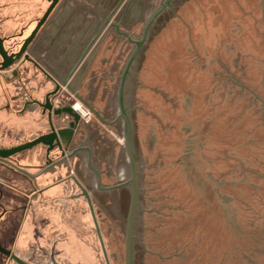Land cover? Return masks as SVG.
<instances>
[{"label": "water", "instance_id": "obj_1", "mask_svg": "<svg viewBox=\"0 0 264 264\" xmlns=\"http://www.w3.org/2000/svg\"><path fill=\"white\" fill-rule=\"evenodd\" d=\"M53 6L19 53L0 40V71L24 56L55 85L43 106L50 132L0 149L2 160L38 145L62 151L81 122L53 104L65 81L24 55ZM108 22L77 96L125 143L90 117L78 129L84 149L67 157L124 231L126 264H264V0H168L140 37Z\"/></svg>", "mask_w": 264, "mask_h": 264}, {"label": "rangeland", "instance_id": "obj_2", "mask_svg": "<svg viewBox=\"0 0 264 264\" xmlns=\"http://www.w3.org/2000/svg\"><path fill=\"white\" fill-rule=\"evenodd\" d=\"M83 1L88 3L87 0ZM90 1L94 3L90 2L93 4H90V6L94 7L105 16L110 15L109 10L112 9L115 4V0ZM167 1L168 0H124L122 6L118 7L109 18L137 37H140L147 23ZM41 3L42 0H0V35L8 37L11 34L17 33L29 22L30 27L27 29L28 34L36 20L41 17L46 7L44 3L40 5ZM36 4L40 5L38 6L39 10H35V8L32 7ZM31 7L32 10H30ZM73 7L76 13L75 19H77V29L71 32V30H65L64 28L62 33L63 37H60L58 40V49L59 51L65 49L67 51L63 56L64 66L70 67L78 62L81 66L73 82V85H76L75 89L71 91L66 85L62 86L60 96L55 98L54 103L57 104V106H61V103L63 104L62 106L70 105L71 107L80 105L84 109H87L91 114L90 117L102 126L117 142L124 145L125 138L119 132L106 125L104 121H102L101 118L77 96L114 25L108 21L106 22L95 13V16H93V12L81 4L74 5ZM12 20L14 22H12ZM93 20H95V22H93ZM65 22H67V20H65ZM75 34L77 36L74 37L75 40L72 42L69 37L75 36ZM76 41L79 45L75 43ZM39 53L40 46L37 40V43L34 44L30 51V55L39 62ZM16 67H20L22 70H26L27 67L28 70L32 69L31 65H23L21 61L15 64L12 69ZM9 71L10 70L5 71V74H8ZM2 74L4 73H0V75ZM39 74L43 77L42 73L39 72ZM0 77L2 79V76ZM47 82V91L50 92L54 89V85L49 81ZM14 83L15 84L6 87L7 94H16L15 91L17 90L20 91V94H23V90L28 88L26 84L24 85L23 80H18ZM22 85H24V88ZM0 93H2L1 84ZM4 96L3 92L0 98V112L8 111L6 108L3 109V106L8 103ZM21 99L25 100L27 97L21 96ZM32 109L34 110L33 116H37L38 119V125H35L33 128L41 129L43 133L46 132L48 127L45 117H41L38 110L36 111V109L31 106L30 110ZM24 115H29V113H25ZM88 120L84 121L88 122ZM54 122L56 126L61 125L60 121L54 120ZM66 122L67 120H63L62 124L66 125ZM80 124L78 125V129ZM24 128L22 124H19L15 129L10 130L6 125H0V147L10 148L30 141L32 137H25L23 134ZM29 128L30 127H27L26 129ZM42 150H44V148L38 146L31 151L15 155L14 159L20 163L22 169L28 171L30 174H35L38 173L39 170L31 164H43V157H41V155L43 156ZM36 156L41 158V161H35L34 158ZM63 165L62 170H56L57 166H54V168L52 167V172H46L48 178L50 177V181L65 173L75 175L67 155ZM71 171L73 173H71ZM12 173L11 170L2 165L0 166V190L4 191L2 200L5 202H13L10 207L5 203H2L0 207V239L3 247L13 251V253L26 264H106L88 204L76 186L65 185L62 187L61 185L56 188L60 190L63 189V191L66 189L70 190L69 196L64 192L59 197L48 195L43 198L34 197L31 199V211L33 216L36 213H40L45 219L43 224H41L40 227L38 225V229H35L32 241L25 239L24 213L28 211L26 207L29 205L28 202L30 200L29 198L20 196L19 190L17 191V189L19 188L21 191L23 189H28L30 188V184L22 175ZM50 181L47 183H55ZM12 184H14L16 192L9 190V185ZM33 184H35V188H41L42 185H46V182H38L37 180V182L35 181ZM81 184L91 197L110 264H126L124 231L87 187L82 182ZM11 187H13V185ZM15 217L17 223L14 224V228L9 229L7 227L9 218L13 219ZM0 264L18 263L0 253Z\"/></svg>", "mask_w": 264, "mask_h": 264}, {"label": "flooded vegetation", "instance_id": "obj_3", "mask_svg": "<svg viewBox=\"0 0 264 264\" xmlns=\"http://www.w3.org/2000/svg\"><path fill=\"white\" fill-rule=\"evenodd\" d=\"M80 1L81 0H42V3H44L46 5V7H45L41 17L36 20L34 26L32 27L31 31L28 34H27V29L30 27L29 26L30 25L29 22L27 24H25L17 33L11 34L8 37H4V36L0 35L1 45H2L3 49L5 50V52L7 53V55L17 54V53H19L21 51L22 47L25 44V41H27V39H29L31 37V35L36 30V28H37L38 24L40 23V21L42 20V18L45 16V14L48 12V10L54 4V6L51 9V12L49 13L46 21L37 30V33H36L33 41L28 45L27 51L24 53V55L25 54H29L30 58L37 62V60H35L30 55V51H31L32 47L34 46L35 43H37V40H38V44H39L40 48L43 45H45L47 43V41H49V39L46 40V38H43V39L39 40L40 34L45 32V31L47 33H52L53 30H55V31L59 30L60 32L63 33L64 28H65V30H68V29L71 30V32H73L74 29H77L76 28L77 19H75L76 13H75V11L73 9L74 8L73 6L77 5V4L79 5ZM87 1H88L87 4L89 6H90L91 3H93L90 0H87ZM123 1L124 0H115L114 1L116 5L114 4V7L109 10L110 11V13H109L110 15L108 14L109 16L105 17V21L106 22L109 20V17L111 15H113V13L116 11V9H118V7L122 6ZM42 3L40 5H42ZM93 4H91V5H93ZM40 5L36 4V5L32 6V7L35 8V10H39L38 6H40ZM32 7L30 8V10H32ZM94 11H95L94 7H92V12H93L92 15L93 16H95ZM69 13H71V14H69ZM65 20H67V22H65ZM12 22H14V21L12 20ZM93 22H95V20H93ZM19 40H22V41H19ZM75 43H78V42L76 41ZM78 45H79V43H78ZM58 47L59 46H58V42H57L56 48H58ZM2 61L3 60H2V58L0 56V67H1ZM20 61L23 63V65H26V64L33 65L32 63H30L27 60H25L24 56H22ZM37 63L39 64V66H41L39 62H37ZM15 69L18 72V77H13V75H12V73H13V71ZM35 69H37L39 72L43 73L37 67H35ZM0 73H5V72L0 71ZM0 76H2V79L0 77V84L2 86L3 92L6 93L7 92L6 91L7 90L6 87H8V85L15 84L14 82H16L18 80H21L22 72L20 70V67H16V68H13V69L11 68L8 74H2ZM7 80H9V81H7ZM47 81H49L48 77H47ZM56 82H58V81H56ZM22 87L24 88V85H22ZM39 89H40L39 91L45 90V92H43V94L41 92H39L41 94L37 93V97H35L33 95H27V99H25L26 101H24L25 103H23L24 99H21V96L18 93H16V94L14 93L13 95H10V96L5 94V98H6V101L8 103H7V105L3 106V109L6 108V109H8V111L10 110L11 112H13L16 115H24L25 113H27V111L28 112L30 111L29 108L32 106V107H34L36 109V111L38 110V113L40 114L41 117H45L48 130L46 132H44V133L42 131H39L38 134L34 138H32L30 141H32V140H34V139H36V138H38V137H40L42 135H45V134L50 132V128H49V125H48V119H47V113H44L43 106L47 105L46 97H47L48 93H50L51 91L50 92L46 91V86H44L43 88L40 87ZM24 90H26V89H24ZM53 90H55V85H54V89ZM34 94H36V93H34ZM53 104L55 105V107H59L54 102H53ZM62 105L63 104L61 103V107H62ZM67 121L68 122H66V123H70L71 120H67ZM77 129H78V126L75 128L74 137L71 140L70 144L67 147L63 146V150L62 151H60L59 148L56 147V145H55L54 149L50 153H47V147H45L43 145H38V146H42L44 148V150H42L43 156L41 155V157H43V164L42 163L31 164L32 166L38 168L39 171L36 174H39V173L42 172L43 174H41V175H44L47 171H51L50 169L52 167L54 168V166L60 165V164L62 166L64 164V160L66 159V155L69 158H71V157H74V155L78 154L80 152V150L84 149V148H78L77 145H76L77 139H78L79 134H80V131H78ZM30 141H26V142H24L22 144L28 143ZM22 144H20V145H22ZM17 146H19V145H17ZM17 146H13V147H17ZM38 146H36V147H38ZM13 147H10V148H13ZM36 147H34L33 149H35ZM10 148L0 147V149H10ZM33 149H30V150H27V151H31ZM24 152H26V151H24ZM87 152H88V150H87ZM16 155H18V154H16ZM14 156H12L10 158H7V159H4V160L0 159V166L2 165L5 168L11 170L13 172L12 174L17 173V174L22 175L23 177L26 178L27 182L30 184V188H28L26 190H22V191H18L17 190L19 192V194L24 196V197H26V198H30L32 194L41 192V189L40 188H35V184H33L36 181V178L32 179L30 174H28V171H26V170H24V169H22L20 167V163L17 162L16 159H14ZM36 157L34 158L35 161H37V162L39 160L41 161V158H39L38 156H36ZM27 166H30V165H27ZM49 167H50V169H49ZM71 173H73V172L71 171ZM65 179H66L65 183L69 181L70 183H72V185L74 187L76 186L80 190L81 194L83 195L81 189L78 187V185L75 182V180H76L79 184H81V182L78 181L77 176L67 174ZM122 185H128V184L125 183V184H122ZM122 185H120L118 187H123ZM11 186L12 185H9V190L16 192L15 187L14 186L11 187ZM81 186L83 187L82 184H81ZM41 193H39V195ZM87 193H88V191H87ZM88 195H89V193H88ZM3 197H4V191L0 190V207H1L2 203H5V204L8 205L7 202L2 200ZM83 197L85 198V200L87 202L86 197L84 195H83ZM90 199H91V197H90ZM91 203H92V200H91ZM28 204H30V201L28 202ZM87 204H88V202H87ZM92 206H93V204H92ZM88 207H89V205H88ZM89 212H90V215H91V218L93 220L94 227H95L94 218H93V215L91 213L90 207H89ZM93 212H94V208H93ZM94 216H95V219H96L95 212H94ZM96 221H97V219H96ZM97 224H98V222H97ZM95 230H96V227H95ZM2 245L3 244H1V239H0V247L3 250H5V251L10 252L11 254H14L13 251L3 247ZM0 253L3 254L4 256L10 258V256H8V255H6V254H4L2 252H0Z\"/></svg>", "mask_w": 264, "mask_h": 264}, {"label": "crops", "instance_id": "obj_4", "mask_svg": "<svg viewBox=\"0 0 264 264\" xmlns=\"http://www.w3.org/2000/svg\"><path fill=\"white\" fill-rule=\"evenodd\" d=\"M93 18V17H92ZM61 35H60V34ZM77 35L75 34V36H70V40L73 42V40H75L74 37H76ZM60 37H63L62 32L60 31H55L53 30L52 33H47L46 31L40 34L39 40L46 38V40L49 39V41H47V43L45 45H43L40 48V53H39V62L41 64V67L49 74L51 75L55 81H58L59 83L65 81L66 86L73 91L76 87V85H73L74 80L77 77V73L80 70V64L79 62L73 66H64V62H63V56L64 54L67 52L66 49L63 51H59L58 48H56L57 42L60 39ZM27 65V64H26ZM30 65V64H29ZM32 69L28 70V67L26 68V70H21L22 72V77L21 80H23L24 85L26 84V87H28L26 90H23V94H20V91H15L16 93H19L20 96H26L27 95H33L35 97H37V93L38 94H43V92H45V90H41L39 91L40 87H44L46 86V91L48 90V82H47V76L45 74L42 73L43 77L39 74V72L35 69V67L33 65ZM28 70V71H27ZM33 70V71H32ZM41 73V72H40ZM5 74V73H4ZM9 81V80H7ZM39 81V82H38ZM26 92V93H25ZM41 92V93H39ZM36 93V94H34ZM7 94L4 93V95ZM3 95V89H2V93H0V98ZM9 95V93L7 94ZM10 96V95H9ZM39 96V95H38ZM5 97V96H4ZM3 97V98H4ZM26 101V100H24ZM23 101V103H25ZM31 108V107H30ZM29 108V110H30ZM34 110H30L29 115H16L13 112L9 111H1L0 112V125H6L7 128H9L10 130H13L17 127V125H23L24 131L23 134L25 135V137L29 136L34 138L39 131H41V129H35L33 127H35V125H38L37 123V116H33L34 115ZM100 118V117H99ZM102 120V119H101ZM103 121V120H102ZM68 122V121H67ZM105 123V122H104ZM106 124V123H105ZM107 125V124H106ZM27 127H30L29 129H26ZM56 170H62L63 166L60 165H56ZM52 170V168L50 169ZM48 172V171H47ZM52 172V171H51ZM30 174V173H28ZM42 172L39 174H30L31 178L34 179L36 178V182L38 180V182H46V185H42L41 186V193L39 195V193H34L31 195V197L29 198L30 200V204L27 205L26 209H28V211H26L24 213V220H25V239H28L30 241H32V237H33V233L35 232V229H38V225L40 227L41 224H43L44 221V217L42 216V214L40 213H36L32 214L31 211V199L32 198H43L44 196H55V197H59L61 196V194H63L64 192L66 194H68V196L70 195V190L66 189L65 191L60 190V189H56L59 186L62 185L63 186H73L69 181L65 183L66 181V173L63 175L58 176L57 178L53 179L50 181V177L48 178V174L45 173L44 175ZM78 178V177H77ZM52 179V178H51ZM55 182V183H47V182ZM59 181V182H58ZM78 181L81 182V180L78 178ZM14 186V184H12ZM37 185V184H36ZM16 189V188H15ZM19 191H21L19 188L17 189ZM24 190V189H23ZM26 190V189H25ZM20 195V194H19ZM22 196V195H20ZM24 197V196H23ZM9 207L12 205V201H7ZM16 217L11 219L9 218V222L7 227L9 229H12L15 227L14 224H16Z\"/></svg>", "mask_w": 264, "mask_h": 264}, {"label": "built area", "instance_id": "obj_5", "mask_svg": "<svg viewBox=\"0 0 264 264\" xmlns=\"http://www.w3.org/2000/svg\"><path fill=\"white\" fill-rule=\"evenodd\" d=\"M74 107H78L77 105L73 106L72 108L74 109ZM78 110H75V112H77L80 115L81 120H88L90 118V112L87 109H84L82 106L78 107Z\"/></svg>", "mask_w": 264, "mask_h": 264}, {"label": "bare ground", "instance_id": "obj_6", "mask_svg": "<svg viewBox=\"0 0 264 264\" xmlns=\"http://www.w3.org/2000/svg\"><path fill=\"white\" fill-rule=\"evenodd\" d=\"M78 107L80 106V105H77ZM78 107H74V109H73V111H75V110H78L79 108ZM77 113V112H76ZM11 258V257H10Z\"/></svg>", "mask_w": 264, "mask_h": 264}]
</instances>
